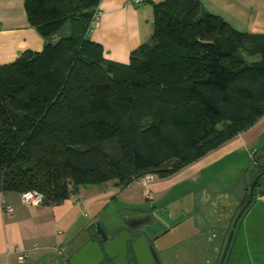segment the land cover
Masks as SVG:
<instances>
[{
  "label": "trees",
  "instance_id": "16d2710c",
  "mask_svg": "<svg viewBox=\"0 0 264 264\" xmlns=\"http://www.w3.org/2000/svg\"><path fill=\"white\" fill-rule=\"evenodd\" d=\"M100 1L24 0L46 42L0 66V191L57 204L84 185L169 178L264 116V34L164 0L118 63L91 39Z\"/></svg>",
  "mask_w": 264,
  "mask_h": 264
},
{
  "label": "crops",
  "instance_id": "0c3cea01",
  "mask_svg": "<svg viewBox=\"0 0 264 264\" xmlns=\"http://www.w3.org/2000/svg\"><path fill=\"white\" fill-rule=\"evenodd\" d=\"M127 1L101 0L99 7L102 14L91 32V39L101 45L105 58L118 63H128L131 51L151 37L154 30L153 4L164 0H146L141 4H129ZM200 2H205L208 11L220 15L237 30L264 34V0ZM45 42L39 31L30 25L24 0H0V66L14 62L25 51L40 52ZM263 132L264 116L225 145L230 146L229 149L238 147L242 144V136L255 140ZM218 152L222 151H211L175 175L185 179L194 177L195 168L203 166ZM169 178L155 179L146 188L137 181L124 189L117 187L114 181L84 185L77 194L70 195L60 203H44L39 207L24 205L19 192L0 191V264H68L70 256L92 235L86 228L83 236L75 238L74 246L66 247L63 244L60 227L63 225L65 230L70 228L74 221L73 211L76 210V207L69 205L70 201L76 200V204L87 202V208L94 207L95 211L102 203L107 205L119 200L138 209L143 204L147 205L151 192L159 191ZM101 197L103 201L98 200ZM3 201L14 207L13 213L3 211ZM57 246L61 248L60 252L55 249ZM15 248L28 252L25 262H19L17 254L13 252ZM65 252L69 253V257L65 256Z\"/></svg>",
  "mask_w": 264,
  "mask_h": 264
},
{
  "label": "rangeland",
  "instance_id": "374dc122",
  "mask_svg": "<svg viewBox=\"0 0 264 264\" xmlns=\"http://www.w3.org/2000/svg\"><path fill=\"white\" fill-rule=\"evenodd\" d=\"M202 4L207 9V4ZM240 139L242 144L238 147L229 149L224 144L213 150L222 152L196 167L194 177H170L159 191L151 192L149 203L138 209L119 200L102 203L95 211L94 207L87 208V202L70 201L76 210L70 228L60 227L63 244L74 246L75 238L83 236L87 229L93 233L94 221L111 230L129 214L147 212L151 219L145 228L154 238L158 237L156 244L163 264H220L230 230L240 213L242 175L246 168L253 167L256 150L264 146V132L255 140L243 136ZM98 200L103 201V197ZM247 213L234 231L224 264H264V195L253 201ZM67 252L65 256L69 257Z\"/></svg>",
  "mask_w": 264,
  "mask_h": 264
},
{
  "label": "water",
  "instance_id": "95a60500",
  "mask_svg": "<svg viewBox=\"0 0 264 264\" xmlns=\"http://www.w3.org/2000/svg\"><path fill=\"white\" fill-rule=\"evenodd\" d=\"M257 177V179L262 175ZM256 179V180H257ZM250 202V201H249ZM241 214L235 219L220 264H224L232 242L234 231ZM149 216L131 215L127 217L126 225L108 230L100 222L93 223L94 232L88 237L86 243L70 256L68 264H101L110 260V264H127V254L130 248L137 264H160L155 247L149 244V234H140L139 226L145 224ZM123 228L121 229V227ZM138 234V235H136ZM158 237L154 238V241Z\"/></svg>",
  "mask_w": 264,
  "mask_h": 264
},
{
  "label": "flooded vegetation",
  "instance_id": "af4514ba",
  "mask_svg": "<svg viewBox=\"0 0 264 264\" xmlns=\"http://www.w3.org/2000/svg\"><path fill=\"white\" fill-rule=\"evenodd\" d=\"M256 151H258V152L254 153L256 155L253 156V158H254L253 167H251L250 169L246 168L245 172L242 175V179L244 181L242 183H243V186L244 187H243V194L240 197V205H239V211H238V212H240L239 214H241V216H240V218H239V220L237 222V225H238L239 221L246 214H248L247 213L248 212V209L252 205L253 201L256 198H258L259 195L260 196H263L264 195V174H262L257 179V177L260 175V173H263L264 172V146H262L260 149H258ZM259 151H260V153H259ZM131 215H135V214H129L128 216H131ZM128 216H126V218L122 222L123 225H126V223H127V217ZM136 216H149V220L145 224L139 226L140 233H138V234L141 235V233L147 231V229L145 228V226L150 221L151 217H150L149 213H147V212H145V214L141 213V215H138L137 214ZM122 228H123V226L121 227V229ZM147 233L149 234V237H150L149 238V244L154 245L155 251H156V253L158 255V258H159V262H160V264H163L162 261H161V257H160V250L157 248L156 240L154 241V237L148 231H147ZM138 234H136V235H138ZM92 237H94V236H92ZM126 258H127V264H137L136 259L133 256V253H132V251H131L130 248L128 249V254H127V257ZM110 263H111L110 260H105L101 264H110Z\"/></svg>",
  "mask_w": 264,
  "mask_h": 264
},
{
  "label": "built area",
  "instance_id": "2783aa9c",
  "mask_svg": "<svg viewBox=\"0 0 264 264\" xmlns=\"http://www.w3.org/2000/svg\"><path fill=\"white\" fill-rule=\"evenodd\" d=\"M146 0H128L127 2L129 4H141L144 3ZM102 14V10L99 11L97 9L95 15H94V21H98L100 16ZM156 179L155 174L153 173H147L140 177L137 182L141 183L144 188L148 187L154 180ZM21 194V199L24 205L29 206V207H39L44 204L45 202V196L42 192L36 190V189H31L24 191ZM3 211L6 213H13L14 207L11 204H7L5 201H3ZM58 252H60L61 248L57 246L55 248ZM14 253L17 254V258L19 262H25V260L28 258V252L26 250H21L19 248H15Z\"/></svg>",
  "mask_w": 264,
  "mask_h": 264
}]
</instances>
